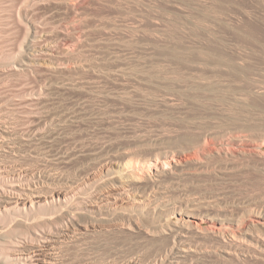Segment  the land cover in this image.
Returning a JSON list of instances; mask_svg holds the SVG:
<instances>
[{
	"label": "rangeland",
	"instance_id": "1",
	"mask_svg": "<svg viewBox=\"0 0 264 264\" xmlns=\"http://www.w3.org/2000/svg\"><path fill=\"white\" fill-rule=\"evenodd\" d=\"M0 53V126L23 137L0 149L4 186L25 187L12 174L29 165L63 173L69 189L102 173L72 193L79 231L56 243L62 264H146L171 243L168 224L191 227L207 264H264V0H0ZM167 160L157 171L183 202L85 205ZM56 211L32 225L63 224ZM215 221L246 241L224 253Z\"/></svg>",
	"mask_w": 264,
	"mask_h": 264
},
{
	"label": "bare ground",
	"instance_id": "2",
	"mask_svg": "<svg viewBox=\"0 0 264 264\" xmlns=\"http://www.w3.org/2000/svg\"><path fill=\"white\" fill-rule=\"evenodd\" d=\"M1 54H3V53H0V55ZM8 123H9V121H8ZM8 123L6 122L5 125L0 126V149L1 150L3 149V151H7V152H9V150L15 151V149H17L19 147V143L21 141L20 138H23L22 136L20 137L17 135L18 132L15 130V128H17V127H13L12 124L9 125L12 122H10L9 124ZM44 137H46V136H44ZM41 138H42V136H41ZM37 140H39V139H37ZM23 147H25V146H23ZM52 149H54V148H52ZM22 150H23V148H22ZM11 153L14 154V152H11ZM173 160H174L173 162H175L174 158H173ZM25 163L27 164V162H25ZM34 163H35V161H34ZM41 163L43 164L45 162H40V164ZM38 164H37V166H38ZM171 164H172V162L170 160H167L164 162H158L155 165L149 166L146 169H141L140 171H138V169H135L133 172V178H132L133 180L132 181L131 180L120 181V179H118L120 182L115 181L116 183L111 184V185L109 184L107 187L105 185L106 189L105 190L103 189L104 191L98 190L99 192H97V193L94 192V194L91 195V196H94V197H92V199L88 197L89 199H91L90 204L86 203L85 205H93V204L94 205H100L101 206V208L99 207L100 209H103L102 207H106L105 209L107 210V209H114L117 207H122V206L128 205V204H134V205L140 206L141 208H147V209L153 210V212H155L156 210H162V209L166 211V208L168 206L171 207L173 204H176V202L177 203L183 202V199H182L183 197L182 198L180 197V199H177L175 201L173 199H171L170 196H172V195L168 194V193H170L169 192V185H168V183H166L167 181H165L164 177L161 175L163 172H161V174L158 172V171H161V170L163 171L164 169H166L165 168L166 166L170 168ZM31 165H33V164H31ZM29 166H27L23 172H18L16 174H12L13 172L11 173L12 175H14L13 178H16L17 181H19V184H21L23 182L20 180L24 179L26 182L25 187H23V186L21 187V185H20L19 188L18 187L16 188V187H13L14 182L12 183V185L9 182L10 186H12V187L10 189H7L4 186V184L6 183V181H10V180L5 179V176L2 177L0 175V199H2L0 202V232L5 231L7 233V234L5 233V238L0 237V264H62L59 260L60 256H58V255H60V254H58L59 253L58 252L59 250L57 251L58 248L56 249V243L63 240L64 237L67 235V233L71 232V230L77 228V226L74 222V220H75L74 208H76V204L70 201V199L73 196L72 193H74V191L76 189L79 190V189H82L83 187H85L88 184L87 183L89 181L88 179L94 180V179L98 178L102 173H98V172L95 173L94 172V173L89 174V175L86 174L87 180H85L82 177H81L82 180L81 179H77V180L73 179V180H71L72 186L69 185V186H71L70 187L71 189H69V188H63V184L66 183V181H64V178H66V176L62 177L63 173L60 172L61 174L59 175L58 173L56 174V172H49V171L45 170L46 168L41 169L40 167L34 168V165H33V167H29ZM5 167L2 166L1 162H0V170L2 168H5ZM24 167L25 166H23V168ZM45 167L48 168L49 166L45 165ZM16 168H14V169L17 170ZM21 169H22V167H21ZM102 170H103V168H102ZM102 170H100V171H102ZM153 170H155V171H153ZM3 171H4V169H3ZM8 171H10V170H8ZM146 175L148 177V181H149L148 183L149 184H147L146 188L144 186L145 190H142V191L145 192L147 197L144 196L145 198L140 199V198H137L133 193L136 192V190L141 187V184H139V181L141 180V178H144ZM8 176H9V174H8ZM75 177H77V176H75ZM99 178H98V180H99ZM103 182L106 183V181H102V183L100 182L101 185L103 184ZM94 183H93V185H94ZM9 184H8V187H9ZM19 184H18V186H19ZM89 184H90V182H89ZM95 184H96V186L98 185L97 183H95ZM102 187L104 188V186H102ZM144 188H142V189H144ZM142 194H144V193H142ZM186 199L187 198H185V200ZM7 204H14V209L12 208L13 211H9L7 209ZM185 204H189V203L187 202ZM77 205L79 206V204H77ZM213 205H215V204H213ZM11 207H13V206H11ZM191 209H192V207H191ZM56 210H58V215L61 218V220H63V224H60L61 226L56 225L57 223L54 224V222L57 220L50 221V224L46 223L48 221L47 220L46 222H40L34 226L32 225V223L35 224V222L33 221L34 219L30 220V218H32V217L35 218L37 215L40 216L43 213L53 212ZM189 222L193 225V228H194V226L196 228L199 227L198 222H196L195 220H189ZM164 225H165V223H164ZM21 226H23V228H20ZM184 227H182V225L180 226L177 224L171 225V226L168 224L166 229L163 228V230H162L163 232H166L168 230V235L170 236V238H172L171 243L168 244V246L166 247L163 254L159 255V257H155L152 261L147 262L146 264H207V262H206L207 259L204 258V256L206 257V255H204V254L202 255V253H204L205 251L209 252V250H206L205 248L202 249L201 248L202 244H198L197 247L194 248L192 246V242H191V239L189 237L191 234L190 233L191 231L189 232L188 228L190 226L186 227L188 230L184 229ZM197 229L200 230L199 228H197ZM204 229H206V228H204ZM77 230H78V228H77ZM207 230H210L211 232H213L214 235L219 236L221 238L220 242H223L224 247L226 244L225 248H223V249L220 248L221 251H224V253H230L227 245L231 246V244L233 243L234 240H237V239L243 240L244 239V238H240L241 237V236H239L240 233H239V235L237 233V232H242V231H240V229H237V230H225V229H223L225 232L222 231L221 223L219 221H215L214 224L212 226H210V228L208 227ZM227 231H229V232H227ZM67 240H69V239H67ZM203 242H205V241H203ZM251 243H253V241H251ZM247 244H248V242H247ZM100 253H102V252L100 251ZM77 264H136V262L133 260H129V261H125V262L111 263V262H107V261L106 262H100V261L99 262H97V261L96 262H91V261L89 262L88 260H83V261H79V263L77 262Z\"/></svg>",
	"mask_w": 264,
	"mask_h": 264
}]
</instances>
